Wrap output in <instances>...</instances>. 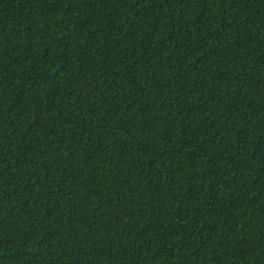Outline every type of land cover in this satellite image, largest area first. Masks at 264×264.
Wrapping results in <instances>:
<instances>
[{
	"label": "trees",
	"instance_id": "16d2710c",
	"mask_svg": "<svg viewBox=\"0 0 264 264\" xmlns=\"http://www.w3.org/2000/svg\"><path fill=\"white\" fill-rule=\"evenodd\" d=\"M0 264H264V0H0Z\"/></svg>",
	"mask_w": 264,
	"mask_h": 264
}]
</instances>
